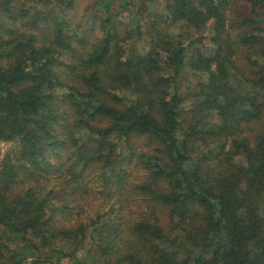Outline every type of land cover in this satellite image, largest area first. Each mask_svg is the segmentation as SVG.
Listing matches in <instances>:
<instances>
[{"label": "trees", "instance_id": "obj_1", "mask_svg": "<svg viewBox=\"0 0 264 264\" xmlns=\"http://www.w3.org/2000/svg\"><path fill=\"white\" fill-rule=\"evenodd\" d=\"M157 2L0 0V264H264V0Z\"/></svg>", "mask_w": 264, "mask_h": 264}, {"label": "rangeland", "instance_id": "obj_2", "mask_svg": "<svg viewBox=\"0 0 264 264\" xmlns=\"http://www.w3.org/2000/svg\"><path fill=\"white\" fill-rule=\"evenodd\" d=\"M73 1H74V9L69 10L68 14L76 20L83 14L86 7H88L90 4H92V2L94 0H73ZM161 2H162V0L161 1L158 0L157 5H155V7H159ZM144 144H145V140L140 139V141H138V143H137V146H138V148H141L142 150H146L147 147L144 146ZM263 211H264V209H263ZM30 258H32V257H30Z\"/></svg>", "mask_w": 264, "mask_h": 264}, {"label": "water", "instance_id": "obj_3", "mask_svg": "<svg viewBox=\"0 0 264 264\" xmlns=\"http://www.w3.org/2000/svg\"><path fill=\"white\" fill-rule=\"evenodd\" d=\"M36 261H45V259L27 258L21 264H31V263L36 262ZM49 261L52 262L53 264H58L57 260H55V259H51Z\"/></svg>", "mask_w": 264, "mask_h": 264}]
</instances>
